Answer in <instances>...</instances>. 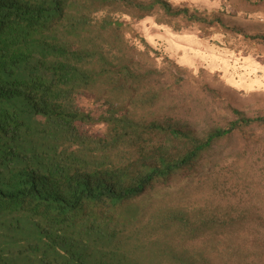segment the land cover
Listing matches in <instances>:
<instances>
[{
  "label": "trees",
  "instance_id": "16d2710c",
  "mask_svg": "<svg viewBox=\"0 0 264 264\" xmlns=\"http://www.w3.org/2000/svg\"><path fill=\"white\" fill-rule=\"evenodd\" d=\"M147 17L223 24L169 0H0V264H264V114L193 131L191 73L156 66Z\"/></svg>",
  "mask_w": 264,
  "mask_h": 264
},
{
  "label": "rangeland",
  "instance_id": "374dc122",
  "mask_svg": "<svg viewBox=\"0 0 264 264\" xmlns=\"http://www.w3.org/2000/svg\"><path fill=\"white\" fill-rule=\"evenodd\" d=\"M169 1L175 7L186 6L209 18H220L223 23H218V20L213 26L195 23L180 31L171 25L157 24L154 17L135 23L137 31L161 52L162 55L157 57V67H171L163 60V56H168L191 73L192 83L174 94L181 97L178 102L182 105V112L178 116L185 122H191L193 131L204 135L214 126L225 125L233 118L227 109L229 104L251 116L264 114V41L247 36L264 35V2ZM164 77V80H169L168 75ZM188 97L192 98L191 104H186ZM171 100L172 97L165 98L156 108L161 117L167 115L165 107L171 104ZM80 103L86 110L97 114L100 111L92 97L82 96ZM121 105L124 106L123 103ZM101 128V125L91 127L93 131Z\"/></svg>",
  "mask_w": 264,
  "mask_h": 264
}]
</instances>
